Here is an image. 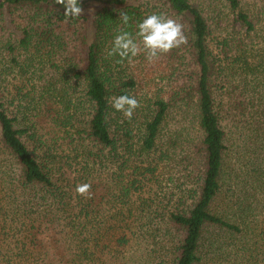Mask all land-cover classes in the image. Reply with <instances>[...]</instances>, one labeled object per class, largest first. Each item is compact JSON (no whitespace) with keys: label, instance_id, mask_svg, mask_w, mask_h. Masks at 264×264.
Listing matches in <instances>:
<instances>
[{"label":"trees","instance_id":"1","mask_svg":"<svg viewBox=\"0 0 264 264\" xmlns=\"http://www.w3.org/2000/svg\"><path fill=\"white\" fill-rule=\"evenodd\" d=\"M226 1L245 33L252 32L243 0ZM80 6H97L91 22L66 20L55 0H0V264H105L108 257L122 264L139 244L155 246V255L146 254L149 264H264V69L246 60L244 37L222 40V56L215 55L206 18L189 0ZM121 12L130 17L127 26ZM153 12L181 22L187 44L155 63L143 54L132 64L107 56L120 30L135 34ZM46 63L62 87L40 74ZM163 64L168 70L157 78ZM122 94L141 104L130 120L112 107ZM45 104L55 124L69 128L84 161L80 184H91V198L78 195L77 185L66 191L49 154L41 156L26 139L35 138L29 117ZM173 111H191L200 132L179 159L181 142L167 123ZM165 117L166 160H178L184 180L173 205L161 210L142 196L153 169L132 158L130 122L141 129L136 154L148 155L161 143ZM110 165L121 178L99 188L91 172Z\"/></svg>","mask_w":264,"mask_h":264},{"label":"rangeland","instance_id":"2","mask_svg":"<svg viewBox=\"0 0 264 264\" xmlns=\"http://www.w3.org/2000/svg\"><path fill=\"white\" fill-rule=\"evenodd\" d=\"M194 5H196L203 16L206 18V21L209 26V42L210 46L213 49L215 55L221 57L220 54V45L219 43L222 40H228L231 42L232 38L237 36H243V46L246 47L245 56L246 60L254 64L257 61H261V64L264 69V0H243L241 2V9L247 13L252 20L254 25V30L245 33V29L241 28L240 23L236 20V13L233 12L226 0H189ZM97 9V6H89L86 9H83L82 17L86 18L88 22H91L94 12ZM86 25V24H85ZM83 26V25H82ZM88 29L92 27L91 24H88ZM63 40L68 41L70 36L67 39V31L62 33ZM233 54L235 51L232 52ZM40 73L45 80H49L53 77L52 81H55L57 86H63V82L58 78L55 69L51 66L50 63H46L42 66ZM168 70L164 64L160 71L154 73L158 77L165 76L164 74ZM12 83H17V80L14 76ZM41 84L44 83L42 79ZM19 84V81H18ZM162 84V81H161ZM75 98V96H72ZM20 102V101H19ZM17 101H15V104ZM54 108V106L51 105ZM40 108L39 114L35 117H29L32 121V130L35 138L31 141L29 137H26L29 145L37 144V153L39 152L42 156L43 154H49L54 166L50 167L53 170L55 178L61 180L64 185H67L65 190L70 191L74 187L80 184L83 180L82 175L85 174L83 171L84 161L82 157L77 155V151L74 149L73 144L70 142L67 131L68 127H58L54 120L52 119V114H48L47 106L43 107L39 105ZM52 108V109H53ZM53 111V110H52ZM26 112V110H25ZM28 113V112H26ZM30 114V113H29ZM140 119L138 118V121ZM137 121L132 119L130 126L133 128V136L130 138V143L132 144L134 155L132 156L134 162L138 165L144 166L146 162L152 167L150 173V179L146 181L145 187L143 188L144 197H148L154 201L153 206L157 205L159 209L162 210L163 207H166V210L169 209L174 200L177 198L179 192L180 181L184 180V170L183 166H178L176 160L167 161L166 160V117L161 127V139L157 146V150L151 152L150 154L137 155L136 149L138 148V133ZM168 127L173 133L179 136L181 142V149L177 153L178 159L183 156V150H193V145L197 142L199 138V130L197 129V122L192 114V112H180L173 111L167 120ZM24 139V136L22 137ZM40 143V144H39ZM183 147V150H182ZM122 151V147L119 149ZM182 150V151H181ZM188 151V152H189ZM143 160L144 162H142ZM110 165L104 172L105 173H95L91 172L93 184H98L99 188H104L110 186L115 182V180L120 179L121 176L111 175L112 169H115V166ZM116 170V169H115ZM130 168L123 170L124 174L130 173ZM139 175L138 173L130 175L123 179L125 183L128 178H133ZM108 178H110L108 180ZM141 178V176H140ZM113 179V180H112ZM172 200V201H171ZM158 209V210H159ZM161 212V211H160ZM139 213V212H138ZM154 214H161L159 211L154 212ZM55 225V224H54ZM143 243V242H142ZM139 244L133 250L127 253L126 260L122 264H149L150 259L146 256L149 253L151 256L155 255L151 249H155L154 245L146 246L145 248L141 247ZM262 246V244L260 245ZM264 249V248H263ZM4 263L8 264L7 260H2ZM104 263V261H103ZM105 264H116L112 262V259L109 257L106 259Z\"/></svg>","mask_w":264,"mask_h":264},{"label":"clouds","instance_id":"3","mask_svg":"<svg viewBox=\"0 0 264 264\" xmlns=\"http://www.w3.org/2000/svg\"><path fill=\"white\" fill-rule=\"evenodd\" d=\"M55 4L63 5V16L66 20L82 15L80 0H55ZM119 15L122 23L127 26L130 20L129 15L125 12ZM187 42L188 38L181 22L165 13L153 12L144 16L136 24L135 34L120 30L114 36L107 56L118 57L117 63L123 64L127 61L132 64L133 58L143 54L149 63H155L162 55L186 45ZM111 103L116 111L121 112L129 120L134 110L141 106L135 96L125 94L113 97ZM75 191L85 198H91L93 195L90 183L78 184Z\"/></svg>","mask_w":264,"mask_h":264}]
</instances>
